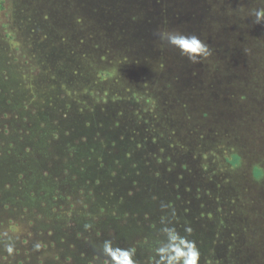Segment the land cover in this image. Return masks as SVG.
<instances>
[{"label": "rangeland", "instance_id": "374dc122", "mask_svg": "<svg viewBox=\"0 0 264 264\" xmlns=\"http://www.w3.org/2000/svg\"><path fill=\"white\" fill-rule=\"evenodd\" d=\"M67 1L0 0V264H112L101 250L106 239L134 251L137 264H154L152 247L141 250L148 247L145 233L125 234V220L100 212L94 183L50 143L62 114L44 99V88L30 87L33 59L21 26H38L35 17L62 10L90 21L82 51L94 68L106 70L105 83L127 102V114L140 111L145 160L174 193L189 229L210 241L204 253L216 264H227V254L264 253V23L252 14L264 2L186 0L187 7L182 0L185 12L181 0H167L168 26L158 27L162 21L144 10L158 0ZM83 4L92 6L91 17L80 12ZM180 9L183 19L175 16ZM179 25L197 31L191 34L211 56L193 64L160 35L185 33L174 29ZM48 113L50 126L34 121Z\"/></svg>", "mask_w": 264, "mask_h": 264}, {"label": "trees", "instance_id": "16d2710c", "mask_svg": "<svg viewBox=\"0 0 264 264\" xmlns=\"http://www.w3.org/2000/svg\"><path fill=\"white\" fill-rule=\"evenodd\" d=\"M184 1L188 7L187 1ZM158 2L155 7L152 3H145L147 5L144 6V10L151 15L154 13L153 20L162 21L158 27L168 26L169 20L165 17L170 10L168 2L167 0ZM180 4L184 11L186 6L182 0ZM82 10H87L90 17L94 13L92 6L87 7L83 4L81 13ZM183 11L180 9V14H175L176 18L183 19ZM205 11L208 12V9ZM55 15L54 18L50 16L49 18L37 16L35 17L37 20L31 18L39 27L29 21L21 26L23 36L27 37L29 55L33 59L30 66L34 68L29 70L28 79L30 87L36 92H39L36 88L40 87V92L44 88L41 92L44 99L52 101L62 114L60 127L51 135L50 143L56 141L57 143H51L56 151L64 152V155L74 159L79 174L88 182L94 183V203L103 211L105 209L111 211L113 222L126 221L125 234L135 233V230H138L137 234L141 236L145 233L143 240L148 247L142 245V251L153 247L161 238L159 233L163 226L161 217L166 216L165 224L175 226L181 236H187L189 240L196 242L200 252L198 264L218 263L214 255L208 256L204 253L210 241L202 238L199 229H189L190 221L187 214L180 215L175 208L174 193L166 187L168 185L159 180L151 162L145 160L144 141H141L142 130L138 126L140 111L135 110L133 115L127 114V102L113 97L105 83L108 74L106 70L94 68L92 62L85 57L82 44L86 36L91 35L86 28L90 21L80 13L71 14L64 10ZM159 15L162 17L158 18ZM29 26L36 30L32 38H29ZM179 26V29H174L177 31L186 29ZM195 32L197 31L185 30L186 34ZM73 41L76 42V46L69 44ZM2 55L0 51V59ZM197 72L199 71L193 73ZM74 84L77 85V89L73 88ZM44 108L46 109L45 106ZM37 117L34 121L42 119L45 126H50L49 113ZM236 160L237 157L234 156L232 163H236ZM30 162L38 168L41 163L37 159ZM254 176H260L258 169H254ZM169 203L172 207H168ZM154 255L151 259L156 264L159 257ZM225 262L264 264V253H246L242 256L227 254Z\"/></svg>", "mask_w": 264, "mask_h": 264}, {"label": "clouds", "instance_id": "9594fccd", "mask_svg": "<svg viewBox=\"0 0 264 264\" xmlns=\"http://www.w3.org/2000/svg\"><path fill=\"white\" fill-rule=\"evenodd\" d=\"M264 2V0H262ZM255 23H264V8L253 10ZM160 35L168 36L169 43L178 48L181 55L186 57L191 63H202L204 59L211 56V50L208 45L200 40L195 34H186L179 32L178 34H170L169 30L160 31ZM155 199V197H153ZM83 204V200L80 201ZM86 207V205H85ZM168 207H172L169 203ZM101 211H103L101 209ZM92 221H97V216L91 217ZM167 221L166 216L161 217L162 227L160 228V239H158L151 251L156 254L159 259L156 264H198L200 260V252L195 241L189 240L187 236H181L175 226H169L164 222ZM86 231H92V224L84 225ZM102 253L104 257L110 259L112 264H137L134 259L135 253L131 249L114 247L110 239H106L102 244ZM39 248V244L36 245ZM14 244L6 245V250L11 254Z\"/></svg>", "mask_w": 264, "mask_h": 264}, {"label": "flooded vegetation", "instance_id": "af4514ba", "mask_svg": "<svg viewBox=\"0 0 264 264\" xmlns=\"http://www.w3.org/2000/svg\"><path fill=\"white\" fill-rule=\"evenodd\" d=\"M213 55H215V50H214V53H213ZM208 63V62H207Z\"/></svg>", "mask_w": 264, "mask_h": 264}]
</instances>
